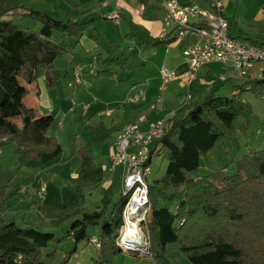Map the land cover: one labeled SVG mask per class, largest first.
<instances>
[{"label":"trees","instance_id":"1","mask_svg":"<svg viewBox=\"0 0 264 264\" xmlns=\"http://www.w3.org/2000/svg\"><path fill=\"white\" fill-rule=\"evenodd\" d=\"M24 3L0 0V138L7 136L17 144L22 165L31 160L45 165L58 161L63 147L58 138L49 135L54 116H30L24 83H35L43 73L48 86H55V61L69 52L67 38L80 35L91 21L81 22L69 15L65 20L56 19L45 11L27 9ZM17 15L36 20L39 28L23 25ZM126 61L118 47L109 51V65L125 68ZM250 83L243 90L264 95V80ZM252 115L251 105L241 95L212 93L167 120L164 135L151 146L149 159L150 163L158 154L168 160L165 174L150 183L149 193L150 247L160 262L170 263L169 245L177 243L191 264H264V149L244 154L236 162L235 174L214 170L199 175L202 159L223 150L235 133H246ZM93 131L96 145L112 134L104 127ZM79 153L82 165L75 182L76 202L44 204L40 209L53 225L70 224L67 239L75 248L83 240L91 242L89 227H99L100 253L91 264H113L123 251L115 239L123 225L126 197L114 203L104 197L97 210L88 211L85 189L95 185L97 166L92 150L82 148ZM6 189L0 190L2 214L7 210ZM54 239L53 233L36 224L21 227L2 220L0 264H47L42 250ZM70 260L68 256L60 264H70Z\"/></svg>","mask_w":264,"mask_h":264},{"label":"crops","instance_id":"2","mask_svg":"<svg viewBox=\"0 0 264 264\" xmlns=\"http://www.w3.org/2000/svg\"><path fill=\"white\" fill-rule=\"evenodd\" d=\"M162 1L163 0H25L24 5L28 2L32 5L31 7L33 8L30 9L42 10L46 13H49L50 10L37 5L41 3L48 5V3L51 2L52 9L60 13L64 20L66 19V15H69L73 19L81 22L91 21L89 26L78 35L79 37L74 41H71L70 50L65 56L66 61H58L59 58L55 61L57 73L55 86H48L46 76L43 73L35 83L29 85L24 83V86L28 89L24 102L32 118L36 119L44 115H52L55 119V125L57 118L62 116L61 114L68 113L67 111H73L70 107L65 111L68 104L72 102L70 95L74 94L73 91L69 92L68 89H79L80 87H83L85 77L90 78L92 76H97L98 78H102L111 76L118 70H121L122 72L127 71L136 54H147V58L144 62L140 63V69L142 72L147 73L151 70L152 67L144 64L148 61L151 62V64L158 66L159 81H161L160 74L163 67L173 71L176 74V77L166 84L165 89L167 88V85L172 83L164 100L161 97L162 100L159 101L160 96H154L149 91L146 94V91L143 88H140L138 89V92H142L144 98L139 102H133L130 100L133 104L138 105L137 107L126 109H96V117L93 119L98 117L101 121H98L93 125L90 124L91 120L89 122H84L81 132H78L86 134L85 143L88 144L90 142V145L86 144L77 148L76 146H73L72 155L69 157H62V151L59 160L56 162L44 165L42 162L31 160L25 163L23 166L37 168V173L34 175L31 184L33 185L36 182H40L34 196L43 198V201H35L33 195L24 196V193L21 192L25 191L27 193V187L25 188L22 186L23 188L18 190V194L10 195L6 212L0 214V223L2 220L14 221L21 227L30 224H37L38 220H36V216L34 215L36 214L35 212L39 215L41 214L43 218H46L48 222L51 223V220L48 219L45 216V213L40 209L42 205L50 204L58 206L75 203L77 200L75 182L79 176L82 165V158L79 150L82 148L92 150L97 166V181L95 185L87 187L85 192L89 189L91 191L98 189L100 196L104 195L103 198L109 197L112 199L113 203L117 202L115 196L109 194V192H121L122 194L123 180L119 190H117L112 175L113 173L110 175V172H114L117 167L113 164V147L116 136L123 126L135 123L142 131H146L149 129L150 124L153 121L164 118L168 120L173 115L186 110L191 102L201 97L208 96L212 93H216L220 96H231L235 95L234 91L238 88L240 89V92L237 95L243 96L245 95V91H248L243 89L251 87L250 81L241 77L238 70L231 64L225 65L213 63L204 65L199 69V72L204 69V74H199L198 72L196 78L189 81L190 69L183 51L185 47L194 42L196 38L189 37L182 40H177L171 36L167 39L161 38V34L165 29V10L162 7ZM179 1L183 4L196 3L203 8H210L211 6L210 0ZM115 13H118L120 16L118 22L110 19V15ZM226 16L230 21L229 33L233 38L244 41L248 44L264 45L263 33L259 32L260 34L258 35L260 36L251 38L244 36L237 29L236 23H234V20L235 22H238V12L236 10L232 11L230 15L226 14ZM260 16H262L264 20V10L261 12ZM151 44L159 45L161 53L153 55L151 51L153 47ZM116 47L119 48L123 58L127 60L125 68L116 64L109 65L107 63L109 51ZM99 50L104 52L102 55V64L105 67L97 69V54L100 55V53L97 52ZM75 64H80L84 69V72L82 73V83L78 85L71 84L74 82L75 78ZM168 66L170 68H168ZM63 77L64 79H62ZM251 77H254L253 73L251 74ZM177 79L178 81L176 82ZM240 79L242 80L241 82ZM185 88H187L186 94L183 93ZM94 90H96L95 87ZM136 93H134L132 97ZM89 108V105H84L83 114H87ZM16 122L19 125L21 124L20 119H17ZM54 125L50 129L49 135L58 138L61 142V137L54 133ZM97 127H104L106 130L112 131L111 136L106 138L101 145H96L93 142V130ZM58 129H65L64 118L59 121ZM70 131H74V129L72 128ZM78 133H76L74 145L77 143ZM109 141L110 148H105V145ZM9 142L10 141L6 144ZM138 148V146L132 145L129 150L135 152ZM76 156L80 157L78 158L77 164L76 162L74 164L73 161ZM61 176L62 179H60L63 183L68 185L62 186L53 182V177ZM42 186H45V191L43 193H41ZM45 193L47 194L45 195ZM26 200L36 203L34 204L36 211L33 210L35 209L34 206L27 208L24 205ZM86 205L85 207L87 209ZM100 205L101 203L98 204V206Z\"/></svg>","mask_w":264,"mask_h":264},{"label":"rangeland","instance_id":"3","mask_svg":"<svg viewBox=\"0 0 264 264\" xmlns=\"http://www.w3.org/2000/svg\"><path fill=\"white\" fill-rule=\"evenodd\" d=\"M31 6L32 5H30L29 2L24 5V7H26L27 9L33 8ZM37 6H42L43 8H47L48 10H50L49 13L51 15L49 13L48 14L51 17L63 20L61 14L52 9L51 2H49L48 5L41 3ZM234 10L238 12V22H235L234 20V23H236L237 29L244 36L256 38L260 36L258 35L260 34L259 32L264 34V20L262 16H260L261 12L264 10V0H228L225 6L226 14L230 15ZM16 17L19 18L20 22L25 26H28L32 29L39 28L38 22L32 18H21L22 15H17ZM78 37L79 36L67 38V42L70 47L71 41H74ZM152 47L153 48L151 49V51L153 55L161 53V50H159V45H152ZM97 53H100V55L97 54V69L104 68L105 66H103L102 64V55L104 54V52L102 50H99ZM65 56L66 54L59 57L58 61H66ZM146 58V53L143 55L136 54L129 68L125 72L118 70L111 76L102 78H98L97 76H92L90 78L85 77L84 86L82 85L83 87H80L79 89L76 88L77 90L75 88L69 87V92L73 91L74 94L70 95V98H72V102L68 104L65 111H67L69 107L72 108L73 111H67L68 113L61 114L62 116L57 118L53 129L54 133L61 137V143L63 145L62 157H69L70 155H72L73 146H76L77 148L87 144L85 143L86 134L78 132H81V128L84 126V122H89L91 120L90 124L93 125L96 124V122L101 121L98 117L93 119L94 117H96V109H126L130 107H137L138 105L133 104L132 102H130V100L132 95L138 92V89L140 88H143L146 91V94L149 91L152 95L158 97L160 96L163 98V100L165 99L172 83L167 85V88L164 91H160L163 80L160 74L161 81H159V70L157 69L158 66L146 61L144 64L152 67L151 70L145 73L140 69V63H143ZM168 68L170 67L168 66ZM257 70L258 67L252 70L255 76ZM199 74H204V69L200 70ZM62 79H64V77ZM177 81L178 79L176 80V82ZM241 81L242 80L240 79V82ZM94 87L96 90H94ZM186 91L187 88L183 90V93L186 94ZM244 94L245 95L242 96V99L245 102L249 103L253 110V115L249 120V130L246 133L237 132L233 136L229 137L223 150H216L215 152L207 154L201 161L202 166L199 172L200 176L210 174L214 170H227L230 174H235L237 172L236 162L244 154L250 152L251 150L264 149V95H255L251 90L245 91ZM84 105L90 106L87 114H83ZM63 118L65 129L61 130L58 129V123ZM72 128L74 129V131H70ZM76 133H78V138L76 141V145H74L76 140ZM109 143L110 141L105 145V148H110ZM87 145H90V142ZM2 147L3 153L0 155V190L3 187L7 188V203L9 201L10 195L12 196L14 194H18V190L20 188L22 189L23 187H27V193L23 191L21 192L24 193V196L33 195L35 201H43V198L34 196V193L36 189H38L40 182H36L33 185L31 184L34 175L37 173V168L23 166L24 164L22 165L20 163L19 155L16 152L17 144L15 142L10 141L8 144L4 143ZM79 157L76 156L75 160L73 161L74 164L75 162L77 164ZM167 165L168 160L166 158H164L162 155L155 154L151 161V174L149 176V180L152 182L153 179L162 177L166 172ZM111 174L114 177L116 189L119 190V187L123 180V166H117L114 172H110V175ZM60 178L62 179V176L53 177V182L62 186L68 185L64 184ZM87 192V210H96L98 204L101 203V199L104 195L100 196L98 189L92 191L89 189L87 190ZM46 194L47 193H45V195ZM109 194H113L117 201L122 198L121 192L113 193V191H110ZM34 204L36 203H33L29 200H26V202L24 203L27 208L33 207ZM34 208L35 209L33 210L36 211L35 206ZM35 213L36 214L34 215L36 216V220H38V223L36 225H38L40 230L44 232H50L55 235V239L50 242L49 246L42 250L43 259L47 264H60V262L68 256H70L71 258V264H91L93 258L98 257L100 249L95 243L89 242L88 240H83L75 248V244L73 243V241L67 239L70 224L67 223L62 224L61 226H55L52 224V222L50 223L46 218H43L41 214L39 215L37 212ZM150 213L151 206L147 213L146 221L144 222L143 232L145 242L147 244V247L149 246V250L151 252V234L149 226ZM122 228L123 226H121L117 231L116 238L118 237ZM128 229L130 228L128 227L124 231V237L126 239L129 238L126 241L130 242L128 241L130 240V237L127 233ZM88 234L91 239L94 236L100 243L101 230L99 227H89ZM139 246H141V244ZM169 250L171 252V257L170 263L168 264H191L187 256L179 249L177 243H171L169 245ZM113 264L167 263L160 262L152 255V253L150 255H133L126 251H122L114 257Z\"/></svg>","mask_w":264,"mask_h":264},{"label":"built area","instance_id":"4","mask_svg":"<svg viewBox=\"0 0 264 264\" xmlns=\"http://www.w3.org/2000/svg\"><path fill=\"white\" fill-rule=\"evenodd\" d=\"M227 1L210 0V8H203L196 3L183 4L179 0L162 1V7L165 10V29L161 38L167 39L170 36L177 40L196 38L183 51L190 69L189 81L196 78L202 66L213 63L233 65L239 75L248 79L247 81L264 80V45L248 44L230 35V21L225 11ZM110 19L118 22L120 16L118 13L111 14ZM256 67H258L256 76L253 74L254 77H251L252 70ZM83 72L84 69L80 64L74 65L75 78L72 85L82 83ZM161 76L163 82L160 91H164L166 84L174 79L176 74L163 67ZM239 92L238 88L234 94L237 95ZM143 98L144 94L139 91L131 98V101L139 102ZM161 100L162 98L159 97V101ZM166 127L167 119L165 118L153 121L146 131H142L137 124L130 123L123 126L116 136L112 158L115 166H123L122 194L126 197L123 228L116 238V244L123 251L138 252L139 255L151 254L145 241L141 246H135L129 244L122 234L124 229L131 227L129 224L133 221L139 226L144 237L143 226L150 209V151L152 144L164 135ZM8 141L7 136L0 138V155L3 153L2 145ZM132 145L138 146V150L130 151ZM44 191L45 186H42L41 193ZM91 242L98 247L101 245L95 237L91 239Z\"/></svg>","mask_w":264,"mask_h":264},{"label":"bare ground","instance_id":"5","mask_svg":"<svg viewBox=\"0 0 264 264\" xmlns=\"http://www.w3.org/2000/svg\"><path fill=\"white\" fill-rule=\"evenodd\" d=\"M133 221H131L130 222V229H128V235H129V237H130V240H128V241H130V242H128L129 244H132V245H135V246H139L140 244H143L144 242H143V240H144V237H143V234H142V232L140 231V228H139V226L135 223V222H133ZM124 231H125V229H124ZM124 231H123V234L122 235H124ZM140 231V232H139ZM127 235V234H126ZM125 235V236H126ZM127 239H129V238H127ZM126 238H125V240H127ZM145 241V240H144Z\"/></svg>","mask_w":264,"mask_h":264},{"label":"water","instance_id":"6","mask_svg":"<svg viewBox=\"0 0 264 264\" xmlns=\"http://www.w3.org/2000/svg\"><path fill=\"white\" fill-rule=\"evenodd\" d=\"M128 253H131V254H133V255H139L138 252H133V251H128Z\"/></svg>","mask_w":264,"mask_h":264}]
</instances>
